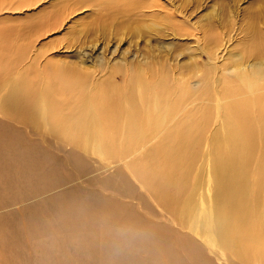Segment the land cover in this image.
Instances as JSON below:
<instances>
[{
  "label": "bare ground",
  "instance_id": "obj_1",
  "mask_svg": "<svg viewBox=\"0 0 264 264\" xmlns=\"http://www.w3.org/2000/svg\"><path fill=\"white\" fill-rule=\"evenodd\" d=\"M24 4L34 9L44 8L46 16L41 14V21L37 19L39 23L29 27L38 30L36 36L41 31L42 36L61 28L67 30L64 33L68 38L63 37L62 42L57 39V42L63 45L67 41L64 43L67 49L59 52L68 55L56 56V59L54 55L60 47L53 50L55 54H48L37 45L32 51L33 48H27L31 52L27 55L23 49L30 46L26 43L27 33L23 47L21 44L11 46L17 51L22 48V56L18 57V52L15 55L13 52V56L6 52L9 56L0 57V157L7 154L12 160L17 156L14 157L17 162L12 163L7 157L0 165L1 183L8 186L13 179L12 189H8V194H1L0 200L18 195L15 179H25L26 174L40 176L46 170L47 163L43 165L38 155H32L42 153L40 145L26 140L25 134L56 141L58 148L69 142L72 145L66 152L70 154L69 160L81 162L84 156L89 161L94 160L97 168L91 181L89 177L77 182L74 188H53L56 179L50 176L47 181H51L52 187L47 188L44 177L42 182L50 190L38 186L45 193L35 192L34 199L17 201L18 205L13 203L8 211L4 208L8 205H0V218L27 214L22 220L18 217V223L0 224V264L264 262V190H258L260 200L254 201L251 212H246L241 219L242 224L248 222L250 228L240 227L239 206L227 207L224 211L218 203L222 199L237 205L249 203L251 200L245 197L254 183L250 178L264 179V18L259 16L253 28H248L254 37L262 39L260 45L254 44L246 51L234 52L228 58L225 54L222 58L229 65L224 71L247 84L251 96L242 97L236 96L233 90L224 93L218 90L220 59L215 54L219 42L235 40L232 32L241 27L239 16L242 14L237 11L238 7L230 10L232 19L226 17L227 29L201 41L206 34L190 26L187 18V14L198 7L190 6L187 10L188 0H26ZM19 6L20 3L16 5ZM9 10L11 8L0 7V15ZM113 17L111 26L119 27L120 23L132 21V34L138 38H153L165 50H174L177 41L182 42L180 37L197 39L208 61L218 60L212 73L214 90L205 92L206 77L186 78L184 72L165 61L164 56L158 58L151 49L125 48L122 56L118 52L120 42L115 41L109 53L105 42L101 44L103 47H98L95 43L100 36L98 33ZM224 21L216 25L224 28ZM139 24L151 32L142 33ZM6 33L2 34L9 36L10 32ZM102 36L106 39L111 34ZM2 38L10 44L9 38ZM29 39L33 41V37ZM47 45L52 48V44ZM194 56L193 66L196 67ZM105 63L111 70L103 69ZM25 71L30 73L28 77L32 76L28 78ZM115 73H120L122 79L116 81ZM204 109L210 110L211 123L224 125L225 120L231 123L228 134L231 142L225 144L221 157L223 170H217L212 147L208 158L201 162L204 164L195 166L207 133L201 124ZM84 141H97L100 150L90 151V145L83 150ZM48 151H44V155ZM49 152L48 158L52 160L54 154L50 152L53 156L49 157ZM89 161L86 163H91ZM258 161H261L259 167ZM8 167H13L9 170L13 175L2 177L5 173L2 169ZM108 170L111 172L100 177ZM196 171L199 176L194 179ZM100 179L119 185L125 194L136 196L149 208V216L135 210L134 201L115 202L96 191L88 196L70 195L82 192L79 188H84L83 183H100ZM40 185L44 184L40 182ZM187 192L186 201L191 197V205L181 202ZM159 215L178 216V219L165 223L166 220L157 219ZM11 245L17 248L12 249ZM31 258L36 261L30 262Z\"/></svg>",
  "mask_w": 264,
  "mask_h": 264
},
{
  "label": "rangeland",
  "instance_id": "obj_2",
  "mask_svg": "<svg viewBox=\"0 0 264 264\" xmlns=\"http://www.w3.org/2000/svg\"><path fill=\"white\" fill-rule=\"evenodd\" d=\"M188 2H189V4L187 6L185 5L187 10L190 8V6L195 7V8L198 7L197 9H193L192 12H189L187 14V18H188V24L190 26H192L194 29H200L201 31H203V34H206L201 41L209 40V38H208L209 36L219 35V33L221 34L225 29L228 28L227 26L229 24V21L227 23H226V21L233 18V16H232L233 12H230V10L233 11V9L238 7L237 11L239 10V12L242 14L239 16V19L241 20L240 21L241 27L232 32V35L235 36V40L230 41V43L229 42L228 43L219 42L215 48V54L220 59V61L214 60V59L208 61V58L206 57V53H204L201 49H199V41L195 38L180 37L182 39L180 41H182V42L177 41V43L175 44L176 48L174 50H165L164 48L161 47V44L157 43L156 40H153V38L152 39H149L148 37L138 38L137 36L132 34L131 31H132V28L134 25L132 21H129V22L126 21L124 23H120L119 27L111 26V25H113L112 23H113V20L115 19V17L110 18L109 23H107V26H105V28H103L101 31L99 28L98 32L99 31L100 32L99 33L97 32V33L100 34V36L95 43L98 45V47H103L102 45H104V44H102V43L105 42V46H107L105 48L107 49V53H109V50L113 49V43H116L115 41L120 42L118 52H120V55H122V56L126 52L125 48H131L132 50L137 49L139 47H144L146 50L151 49L154 51V54L158 58H162V56H164L165 61L168 60L172 65H175V67L178 68V70L180 72H184L186 74V78H192L194 80V79H198V78L203 79L206 77L205 82H207L208 85L204 89L205 92H212L214 90L215 85L213 82H211L214 79V74H212V73L215 72V68L213 67L214 63L216 61H218V67L220 68V70H218V74L221 76V79L219 81L220 87H218V90L221 93H224L225 90H231V91L233 90L235 92L236 96H242V97H245L246 95L250 94V91L247 88V84L245 82H241V80L239 78H236L232 75H229L226 71H224L226 69L225 67H228L229 65H228V61H226L222 58L224 57L225 54H227L226 58H228L230 56L229 54H232L234 52L246 51L247 48H251L254 44L260 45L262 43V41L260 42V40H262V39L260 37H254L250 33L251 31H248V28H253V25L255 24V22L259 16H260V19L264 18V0H188ZM19 3L21 4V6L16 7V5ZM23 3H26V0H0V7L5 6L6 9L11 8V10H9V12H5V13L3 12L4 15L1 14L3 16L0 19V31H2V33H6L5 30H8L10 33L9 32L6 33V34L9 33V36H5V34L1 33L0 37L2 38V36H3L6 38H9V40L11 42H10V44H8L7 41L5 42L3 40L4 38H2L0 40V45H2V46H0L2 48V49L0 48V57H2V56L5 57L6 55L9 56V54L12 55L13 52H14L13 55L17 54L16 52H18L17 56L18 55L22 56L23 55L22 48L17 51L15 49L11 48V46L12 45L17 46V44L18 45L21 44L22 46L20 45V47H23L24 46L23 44L26 42V40H25L27 37L26 35L28 33V37L29 38L33 37V39H32L33 41H31V39H29L27 37L26 43H28L30 46L28 44H26L25 46L28 45L29 47H26V48L23 47L24 50L26 49L25 52H28L27 55H29L30 47L33 48L35 45V48H36V45H37V46L42 47V48L40 47L41 50H47L48 54H50V53L55 54L54 51H57L58 48L60 47L58 52H56L58 54H55L54 57L56 59H57V57L65 58L66 55H68V54H62L59 51L61 49H67L66 47H64V45L66 44L67 41L65 40V42H64L65 44L63 43V45H62V43L61 44H59V43L64 40L63 37L68 38V36L65 35L67 30L65 31L64 28L63 29L61 28V29H59V31L55 30V31L50 32V34L46 33L47 35L45 34L42 36H41V34L43 31H41V32H39L40 34L38 33L37 34L38 36H36V32L38 30L37 29L31 30L29 27H31L33 24L39 23V21H41L42 18L40 17V15L44 14L43 13L44 8L42 9V7H41L38 9H34L31 5L30 6H28L26 4L22 5ZM46 6L48 7V5H46ZM45 13H47V12H45ZM43 16H46V15L44 14ZM123 17H120V18H123ZM226 17H227V20H226ZM37 19H39V21ZM223 20H225L224 22L226 23L224 28L216 25V24H221L223 22ZM237 22H238V20H237ZM129 23H131V24H129ZM198 23H200V24H198ZM102 24H104V23H102ZM65 26L67 27L68 24H65ZM126 27H128L127 30H125ZM236 27H238V26L236 25ZM139 28L142 30V33H144V34L151 32V30L150 31L147 30L146 27H144L141 24H139ZM14 29H16V30H14ZM17 29L19 32L17 31ZM263 29H264V27H263ZM28 30H30V32H28ZM20 32H21V34H20ZM29 33L31 34L30 36H32V34H33V36L30 37ZM103 33L104 34H109V33L111 34V36H108V38H106L108 40H106L105 37L102 36ZM16 35H17V37H16ZM226 35H227V33H226ZM35 38H37V39H35ZM119 38H122V39L120 40ZM28 39H29V41H28ZM57 39L60 41L59 43L57 42L58 41ZM70 39H72V37ZM75 39H77L76 35H74V41H75ZM19 40H21V41H19ZM213 40H215V39H213ZM16 41L17 42L19 41V42L17 43ZM252 41H253V43H252ZM3 42H5V43H3ZM3 44L5 46H3ZM47 44H52V48L50 47L51 45L49 46ZM106 44H108V45H106ZM137 44H138V46H137ZM76 45L77 44H75V48H76ZM53 46H54V48H53ZM27 48H29V49H27ZM49 48H51V49H49ZM55 48H56V50H55ZM73 49L71 48V51H73ZM30 50L32 51V50H34V48L30 49ZM205 51H208V49H206ZM1 52H4V53H1ZM6 52L9 54L5 55ZM117 53H115L116 56H117ZM194 54L196 55L198 67L193 66L194 58H195ZM27 55H26V58L29 57ZM128 55H130V54H128ZM30 56L33 58L34 54H30ZM29 59H31V58L29 57ZM29 67H30V65L27 66V69H29ZM212 67H213V69H212ZM103 69L105 71L111 70L109 68V65L106 63H105V66L103 67ZM100 70H102V69H100ZM25 72H27V71H25ZM151 72H150V74H151ZM210 72H211V74H210ZM25 74L27 75V77H28V75H30V73H28V72ZM113 75L115 76L116 81H119L122 79V76L120 73H115ZM208 75L210 77H207ZM31 76H29V77H31ZM180 83H182V82H180ZM250 96H251V94H250ZM84 112H83V114H84ZM201 124L206 127L207 133L205 136H203V144L201 146L202 151L199 155L196 156L195 166L201 167L204 164L201 162L208 158L209 152H210L211 147H212L213 152H214V162L216 163L217 170H219V169L223 170V164L224 163L222 162L221 157H222L224 150L226 149L225 144L231 142L230 137L228 136L229 131L231 129V123L228 120H225L224 125L220 124V123H211V112H210V110L204 109L203 121ZM22 125L25 127H29V126L33 127L30 124H25V125L22 124ZM23 137L25 139L27 138L26 140H28V139L33 140L35 143H38V145H40L42 147V148H40V146H39V150H40V152H42L41 154H35L36 153L35 152L34 153L35 155L34 154H32V155L33 156L38 155L37 158H40L39 160L42 161L41 163L43 165H45L47 163L45 165L47 171L43 170L44 172H42V173H44V174L41 173L40 176H33V174H26L27 177H25V179H23V178L15 179L14 180V186L18 190V195L13 196V198H11L12 200L10 199L11 195H8L6 198H3V200H0L1 206L4 207V206L8 205L7 207H4L5 210L9 209V207L13 206L14 204H15V206L18 205L16 203L17 201H20L22 203V202H26V201L34 199L32 196H34L35 192L38 195L41 193L43 194V192H44L43 189L51 188L52 186H53V188H56V189H61V188L62 189L67 188L68 189V187L74 188L75 185H78L77 182H82L85 179H88L89 177H90L89 180L91 181V177L95 175L97 163L94 162V160L91 159V161H89L84 156H82L83 158L81 157L83 159L82 161L80 160L81 162H78L75 159H74L75 161L72 159L69 160L67 158V156L70 154H68L66 152H68L72 148L71 143L68 144L69 142H66L67 144H63V146L61 145L62 148L61 147L58 148L56 146L57 142L53 141V140H47V139L42 138V137L33 138V137L28 136L27 134L23 135ZM44 139L46 140V142ZM81 145H83V147H84L83 150L88 145H90V151L96 152V151L100 150V147L98 146L97 141H91V142L84 141ZM216 145L219 146L218 149L215 148ZM81 148H82V146H81ZM221 149H223V151H221ZM46 150L47 151L49 150L50 152H52L54 154V158H52V160H50V158H48V155H49L48 152L49 151L47 152L48 155L47 154L44 155L43 152ZM52 153H50L49 157H51V155L53 156ZM7 157L10 158V160H11V157L8 156L7 154L0 157V165L3 164V161H5V159ZM14 157H17V156H14ZM14 157H12V160H11L12 163L17 162ZM44 157H46V158H44ZM84 158H85V160H84ZM45 159H48L51 162L48 160L46 162ZM83 161H85V163L88 161L91 163H86L84 166ZM49 162H50V164H49ZM78 163H80V164H78ZM94 163H96V164H94ZM48 164L50 166L51 165L52 166L50 167ZM89 164H91V165H89ZM260 164H261V161H258L257 166L259 167ZM48 167H50V168H48ZM12 168L13 167H8V168L2 169L1 172H5V173H3L2 177H10L11 175H13V171H9ZM110 172H111V170L103 172L100 177H104L105 175H107ZM256 174H257V170H255V177H256ZM29 176L32 178H30ZM49 176L53 180L56 179V181H53V180L52 181H53V183L55 182V184L57 186L53 185L51 183V181H49V182L47 181V178H50ZM198 176H199V171H196L193 178L197 179ZM44 177H46V181L48 182V183L47 182L46 183L49 186L48 185L46 186L45 182H42L43 181L42 178H44ZM36 180H38V181L36 182ZM250 180L254 181V183L250 185V190L245 197L246 199L251 200L249 203H246V204L243 203V204L237 205L235 203H230L226 199H222V200L218 201L219 205L221 206V208L224 211L227 207L234 208L235 206L236 207L239 206V212L241 213V217H240V221H239V223H241L240 227H249L250 228L249 223L245 222L244 224H242L241 219L243 218V215L246 212L247 213L251 212V209L255 206L254 201L260 200V195L258 194V190L259 189L264 190V179H262L261 181H258L256 179L252 180L250 178ZM44 181H45V178H44ZM103 181H104L103 179H100V183L99 182H96L95 184L93 183L94 185L93 184L90 185L88 182L83 183L81 186H84V188H82V187L79 188L82 192L71 193L70 195L74 196V197H77V195L88 196L89 194H93L94 191H96V192H98V194H101V197H105V194H106V196H107L106 198L111 197L115 202L118 201V202L123 203L124 201H129V202L131 201V203H132L134 201L133 203H135V204L137 203L136 204L137 207H135L136 208L135 210H137L139 212L142 211L141 214H143L146 217L149 216L148 210H147L149 208L145 207L136 196H133V195L128 194V193L125 194V192L123 193V191H120L119 185L117 186L116 184H114L112 182L105 183ZM40 182H41V184H44L42 187L40 185ZM49 183L52 184L51 187H50ZM101 183H102V185H101ZM116 183L118 184L117 180H116ZM12 185H13V179H12L10 185L8 184V186L6 185V183H1V181H0V195L1 194H8L9 193L8 189L9 188L12 189ZM88 185H90L91 187ZM92 185H93V187H92ZM38 186H39V188H43L42 192L40 191L41 189L37 188ZM37 190H39V191H37ZM48 190H50V189H47V191ZM183 190L184 191L186 190L185 186H184ZM96 192H95V194H97ZM119 193H121V194L123 193V195L121 196V194H119ZM188 194L189 193L187 192V194L181 199V202L185 205H191L192 204L191 197L189 200L186 201V197ZM122 197H123V199H122ZM0 198H2V197H0ZM89 198H91V197H89ZM92 199H94V198H92ZM86 200H88V199H86ZM4 208H2V211L4 210ZM26 215L23 213H20L19 215H17V214L10 215L9 214L6 216L7 217L6 219L0 218V224H4L5 222L18 223L19 219L20 220L24 219L23 217ZM18 217H20V218L18 219ZM151 217H154V215ZM179 218H180V216H179ZM157 219L162 221V222H164L166 220L165 223H167V220L169 221L171 219L172 221H174V219H178V216H175V217L170 216V217L164 218L163 215H159ZM170 223L172 225L171 221H170ZM231 233H233V232H231ZM15 246L16 245H13V247H12V245H11L10 247L12 249L17 248ZM6 249H9V248L7 247ZM144 254H145V252L141 250V255L144 256ZM28 259H29V257H28ZM29 261L34 262V261H36V259L31 258ZM22 264H26V263L22 262ZM28 264H30V263H28ZM261 264H264V262H262Z\"/></svg>",
  "mask_w": 264,
  "mask_h": 264
}]
</instances>
